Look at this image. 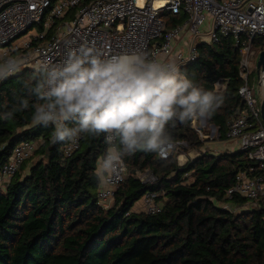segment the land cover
Wrapping results in <instances>:
<instances>
[{
    "label": "trees",
    "instance_id": "trees-1",
    "mask_svg": "<svg viewBox=\"0 0 264 264\" xmlns=\"http://www.w3.org/2000/svg\"><path fill=\"white\" fill-rule=\"evenodd\" d=\"M198 47L199 57L181 71L208 91L218 80L227 84L219 94L223 105L208 120L228 139L230 117L246 107L239 93L240 52L231 34ZM254 48L264 50V38H257ZM37 79L40 70L26 69L0 85V264H264V196L248 209L243 206L249 198L226 195L240 170L256 167L253 174L264 173L249 151L204 152L183 165L175 155L137 152L124 158V178L104 203L99 194L105 186L95 176L108 147L103 136L81 134L79 146L66 156L69 143H53L54 127L31 121ZM21 99L29 100L28 109L19 110ZM8 112L11 119L4 118ZM195 122L170 125L172 141L201 147ZM23 140L36 149L13 175L3 177ZM147 170L155 183L138 175ZM149 192L157 194V213L137 209ZM236 206L242 209L234 211Z\"/></svg>",
    "mask_w": 264,
    "mask_h": 264
},
{
    "label": "built area",
    "instance_id": "built-area-1",
    "mask_svg": "<svg viewBox=\"0 0 264 264\" xmlns=\"http://www.w3.org/2000/svg\"><path fill=\"white\" fill-rule=\"evenodd\" d=\"M230 34L240 52L244 83L239 93L246 107L230 117L227 137L237 141L241 150L249 151L248 158L264 171V123L249 82L254 42L264 38V0H0V62L8 57L22 60L19 71L10 76L26 69L39 71L42 64H60L68 51L85 43H94L106 55L145 51L181 68L199 57L200 44L213 45ZM214 87L220 94L227 84L218 80ZM174 144L175 150L187 143ZM78 146L79 140L69 143L64 153L70 156ZM35 149L30 140L18 143L3 177L13 175ZM167 157L169 154L162 158ZM255 168L240 170L236 184L226 193L228 199L236 194L249 198L243 206L248 209L264 196V173L253 174ZM125 173L100 192L104 203L113 199ZM138 175L149 184L157 181L149 170ZM156 197L149 192L139 205L157 213L161 206ZM223 207L231 209L227 203ZM240 209L242 206L233 210Z\"/></svg>",
    "mask_w": 264,
    "mask_h": 264
},
{
    "label": "clouds",
    "instance_id": "clouds-1",
    "mask_svg": "<svg viewBox=\"0 0 264 264\" xmlns=\"http://www.w3.org/2000/svg\"><path fill=\"white\" fill-rule=\"evenodd\" d=\"M21 66L19 57L0 62V82ZM39 70L42 79L31 87L32 123L53 126V143L76 144L81 134L103 136L108 147L95 170L103 186L127 171L126 156L171 153L170 125L210 119L224 103L223 95L200 87L176 63L145 51L106 55L85 43L68 51L62 63ZM29 107L21 99L19 110Z\"/></svg>",
    "mask_w": 264,
    "mask_h": 264
},
{
    "label": "rangeland",
    "instance_id": "rangeland-1",
    "mask_svg": "<svg viewBox=\"0 0 264 264\" xmlns=\"http://www.w3.org/2000/svg\"><path fill=\"white\" fill-rule=\"evenodd\" d=\"M261 51L255 50V56L252 60L253 65L251 67V73H250V88H251L253 96H254L255 104L258 108L260 107L261 102L263 101V98H264V85H263V81H262V76H258V72H257V61H258V58H259ZM212 125L213 124H211V122H209L208 119H205V120L197 121L195 126H196V128H198V130L201 129L202 137H204L203 138L204 142H211L210 147H213L214 150H218V149H221L220 148L221 145L220 146H218V145L220 144V141H223V138L221 136V132H220L219 128H213ZM191 148L192 147L190 144H186L184 146H179L177 149H175L171 153H169V156L175 155L177 157L178 161H180L178 158L180 156V154L186 153L185 156L181 157L182 161H180V162H184L186 159H188L189 155H191V156L196 155V150L192 151ZM237 149H239V147H237ZM34 159L36 160L37 157ZM34 159L33 158L30 159V162L35 161ZM259 201H257V203Z\"/></svg>",
    "mask_w": 264,
    "mask_h": 264
},
{
    "label": "crops",
    "instance_id": "crops-1",
    "mask_svg": "<svg viewBox=\"0 0 264 264\" xmlns=\"http://www.w3.org/2000/svg\"><path fill=\"white\" fill-rule=\"evenodd\" d=\"M212 127L213 128H217V127H214V125H212ZM200 136L202 137V133L200 134ZM204 137H202V139H203ZM203 141V144L201 145V147H192L191 149H192V151H194V150H196V155H194V156H191V155H189L188 156V159H186L184 162H180V161H182V159H181V157L182 156H185L186 155V153H184V154H180V156L178 157L179 158V162H180V165H183V164H185L189 159H194V158H196V157H198V156H200L202 153H204V152H207V153H210V154H213V155H217V154H221V153H224L225 151L227 152L228 150H235V149H237V147H239L238 146V143H237V141H235V140H228V139H223V141H220V144L218 145V146H220L221 145V149H218V150H214V148L213 147H210V143L211 142H204V139L202 140ZM213 146V145H212ZM217 146V147H218ZM210 149V150H209ZM216 149V148H215ZM191 151V152H192ZM189 153V152H188ZM187 153V154H188ZM187 157V156H186ZM5 181V180H4ZM136 206H137V209L138 210H140V209H142V207L141 206H139L138 207V205L136 204Z\"/></svg>",
    "mask_w": 264,
    "mask_h": 264
},
{
    "label": "water",
    "instance_id": "water-1",
    "mask_svg": "<svg viewBox=\"0 0 264 264\" xmlns=\"http://www.w3.org/2000/svg\"><path fill=\"white\" fill-rule=\"evenodd\" d=\"M257 72H258V76H262V81L264 85V50L260 52V55L257 61ZM260 112H261V117L264 123V98L260 105ZM214 127L216 126L214 125Z\"/></svg>",
    "mask_w": 264,
    "mask_h": 264
}]
</instances>
